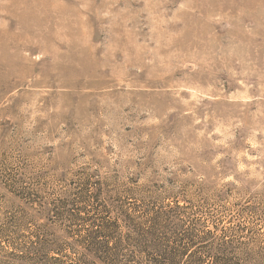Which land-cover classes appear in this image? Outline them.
Masks as SVG:
<instances>
[{"label": "rangeland", "instance_id": "1", "mask_svg": "<svg viewBox=\"0 0 264 264\" xmlns=\"http://www.w3.org/2000/svg\"><path fill=\"white\" fill-rule=\"evenodd\" d=\"M164 212L162 250L264 262V0H0V264Z\"/></svg>", "mask_w": 264, "mask_h": 264}, {"label": "trees", "instance_id": "2", "mask_svg": "<svg viewBox=\"0 0 264 264\" xmlns=\"http://www.w3.org/2000/svg\"><path fill=\"white\" fill-rule=\"evenodd\" d=\"M175 207L170 208V212L175 211V209H180L179 205H174ZM166 216V212L159 213L151 219L153 224L151 229L145 232L142 229H135L134 225L132 230L136 233L137 238H131L130 241L124 246L120 243H116L114 249L112 250V264H204V259L202 257H197L194 259L186 260L190 248H193V244L188 242L184 246V240L175 244L176 246H166L162 250L161 245L154 241L148 242L147 236L154 239L155 227L161 223V220ZM180 246H184L180 249ZM94 247L97 248L96 245ZM85 249L94 253V249ZM97 251V250H96ZM67 249H63V246L57 242L47 243L43 240H38L31 243V246L27 248L26 251H21L20 253L9 254V260L5 264H62L64 261ZM98 252V251H97ZM100 252V251H99ZM102 253V252H101ZM97 255L96 253H94ZM100 254V253H99ZM77 264H111L107 257H93L89 263H77ZM212 264H264L263 261H249L246 262H234L228 258L222 259L220 257H212Z\"/></svg>", "mask_w": 264, "mask_h": 264}]
</instances>
